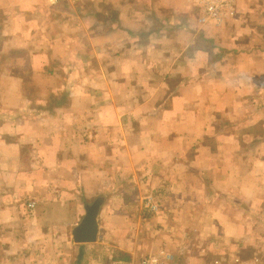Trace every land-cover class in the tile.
Returning <instances> with one entry per match:
<instances>
[{
  "label": "crops",
  "instance_id": "1",
  "mask_svg": "<svg viewBox=\"0 0 264 264\" xmlns=\"http://www.w3.org/2000/svg\"><path fill=\"white\" fill-rule=\"evenodd\" d=\"M258 164L264 0H0V264H264ZM217 205L207 251L156 230Z\"/></svg>",
  "mask_w": 264,
  "mask_h": 264
},
{
  "label": "rangeland",
  "instance_id": "2",
  "mask_svg": "<svg viewBox=\"0 0 264 264\" xmlns=\"http://www.w3.org/2000/svg\"><path fill=\"white\" fill-rule=\"evenodd\" d=\"M256 167H258L261 170V174L263 175L262 170L264 168V164L255 165V169ZM249 179L250 176H248V181ZM211 198L217 202H221L220 196H213ZM200 201H202V199ZM200 203L202 204V202ZM211 208L212 209L215 208V210L210 216L203 215V213L200 214L198 210L196 211V208L195 211H184V210L178 211L176 213L177 233L173 235L174 237L173 239L171 237L172 235L169 236L166 235V233L162 234L159 228H156V230L158 231L159 235L163 237L164 241L168 242L170 240L171 244H178L180 240L178 242L177 238L178 239L181 238L190 243L194 242L193 248L195 249H197L196 246L198 245L204 246L203 248H205L204 242H206L207 239L209 240V238L212 239L219 238V230L217 228V224L221 222L219 205L206 207V210H211ZM152 233H157V232H152ZM164 235L166 237H164ZM204 237H206V240L204 239ZM165 238H169V240H166ZM205 250L207 251V248H205ZM196 254L197 253H193V256H195ZM194 261L197 262V260H192V262ZM181 262L183 263L186 261L182 260Z\"/></svg>",
  "mask_w": 264,
  "mask_h": 264
},
{
  "label": "built area",
  "instance_id": "3",
  "mask_svg": "<svg viewBox=\"0 0 264 264\" xmlns=\"http://www.w3.org/2000/svg\"><path fill=\"white\" fill-rule=\"evenodd\" d=\"M203 9L205 19L210 18L219 21L222 16L232 13V0H203ZM163 258L158 256L144 258L140 264H165L172 260L170 253H159Z\"/></svg>",
  "mask_w": 264,
  "mask_h": 264
},
{
  "label": "water",
  "instance_id": "4",
  "mask_svg": "<svg viewBox=\"0 0 264 264\" xmlns=\"http://www.w3.org/2000/svg\"><path fill=\"white\" fill-rule=\"evenodd\" d=\"M100 204V199H96L85 208V214L81 221L72 230L75 241H91L97 233L96 215Z\"/></svg>",
  "mask_w": 264,
  "mask_h": 264
}]
</instances>
